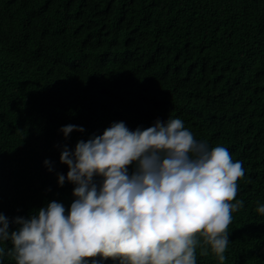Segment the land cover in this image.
<instances>
[{
	"label": "trees",
	"instance_id": "trees-1",
	"mask_svg": "<svg viewBox=\"0 0 264 264\" xmlns=\"http://www.w3.org/2000/svg\"><path fill=\"white\" fill-rule=\"evenodd\" d=\"M169 117L242 162L244 206L232 214L223 264H264V0H0V213L9 231L53 201L70 211L65 148L74 153L114 123L135 131ZM68 125L84 131L66 138ZM196 255L220 264L211 250Z\"/></svg>",
	"mask_w": 264,
	"mask_h": 264
},
{
	"label": "clouds",
	"instance_id": "clouds-1",
	"mask_svg": "<svg viewBox=\"0 0 264 264\" xmlns=\"http://www.w3.org/2000/svg\"><path fill=\"white\" fill-rule=\"evenodd\" d=\"M61 131L67 138L84 129ZM60 159L69 168L67 181L76 185L70 211L53 201L28 219L16 218L15 231L0 213V242L12 244L0 246V258L8 255L15 264H87L97 257L197 264L199 249L201 256L211 250L225 261L232 214L244 206L236 197L245 170L226 147L198 142L181 119L135 131L114 123L102 136L78 142L74 153L65 148ZM95 176L103 177L99 187Z\"/></svg>",
	"mask_w": 264,
	"mask_h": 264
}]
</instances>
